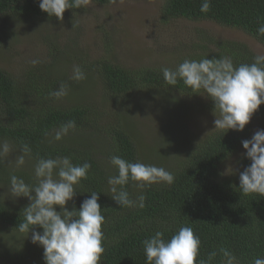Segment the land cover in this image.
Masks as SVG:
<instances>
[{
	"label": "trees",
	"instance_id": "obj_1",
	"mask_svg": "<svg viewBox=\"0 0 264 264\" xmlns=\"http://www.w3.org/2000/svg\"><path fill=\"white\" fill-rule=\"evenodd\" d=\"M91 1L107 6L115 0ZM161 1L160 17L164 23L179 19L212 22L239 30L264 46V36L257 31L264 25V0H211L207 13L200 11L203 0ZM11 15L41 22L56 19L41 11L38 0H0V50L15 41ZM192 49L181 56L172 54L174 64L141 68L125 66L108 52L80 67L86 74L83 81L55 76L51 65L44 63L30 65L21 72L0 66V144L7 141L15 156L22 154L23 145L31 148L30 155L25 156L27 161L19 167L9 160V153L0 158V188L5 187L8 192V196H0V239L4 231L8 238L5 242L14 244L9 247L8 242L0 240V264H45L41 246L18 243L20 236L31 235L18 231L23 211L31 201L12 194L10 177L16 175L34 186L38 183L34 172L38 160L57 157H69L74 165L84 162L91 165L88 179L76 187L77 194L66 207L69 211L79 210L91 193H100L98 202L106 221L102 226L105 247L102 264H147L143 241L156 231L164 232L167 240L181 226H190L199 236L198 260L217 252L211 264H221L220 248L230 250L237 264H253L255 258H264V196L242 194L239 176L223 175L221 171L222 164L242 147L241 141L249 139L250 123L243 132L219 130L207 135L178 163L165 155V161L172 166L163 162L154 165L143 159L141 145L132 132L126 102L143 93L155 101L161 100L158 97L162 94H177L185 103L186 99L205 97L202 108L219 114L210 98L192 92L182 81L175 86L167 84L162 68L175 69L185 59L198 61L205 57H230L238 66L252 63L257 55L241 41L219 39L207 31L198 34ZM57 52L54 47L53 54ZM61 83L68 85V95L59 100L50 97L49 93L58 90ZM253 118L264 128V105ZM70 120L76 122L75 130L56 141V131ZM112 155L163 167L174 175V182L140 189L130 181L125 186L130 198L138 204V197L143 195L144 206L120 207L111 198L114 194L107 183L109 176L118 174L110 164ZM250 164L245 155L242 167ZM34 230L43 231L38 226Z\"/></svg>",
	"mask_w": 264,
	"mask_h": 264
},
{
	"label": "clouds",
	"instance_id": "obj_2",
	"mask_svg": "<svg viewBox=\"0 0 264 264\" xmlns=\"http://www.w3.org/2000/svg\"><path fill=\"white\" fill-rule=\"evenodd\" d=\"M88 3L89 0H38L42 12L61 21L66 10L80 9ZM210 7L211 0H203L200 11L207 13ZM257 31L264 36V25ZM38 63V60L32 61L33 65ZM161 71L167 84L175 86L182 81L192 92L202 93L201 96L213 101L219 112V117L215 116L213 121L216 130L243 132L264 105V54L255 55L250 64L238 66L230 57L185 59L175 69L164 67ZM71 78L83 81L86 74L79 66H74ZM68 91V85L61 83L59 89L51 91L49 96L59 100L66 97ZM75 128L74 120L62 124L54 139L60 141ZM241 144L251 164L239 175V189L244 195L264 196V129L257 130L251 139L242 140ZM9 152L10 146L4 141L0 144V158ZM21 152L15 161L18 167L24 165L31 148L25 144ZM110 164L118 174L109 176L107 183L114 194L111 198L120 207L144 206L143 195L138 197V204L137 200L130 198L125 188L130 181L144 189L161 182L171 185L175 179L163 167L130 162L118 155L110 157ZM90 169V163L74 165L69 157L40 158L34 169L36 185H28L16 175L10 177L12 194L31 201L23 211L24 219L19 223L18 231L31 232V242L43 248L45 264H102L105 252L102 226L106 221L98 202L100 193H91L79 210L69 211L66 207L76 196V187L88 179ZM37 226L43 229L42 233L34 230ZM200 245L199 236L190 226H181L167 240L164 232L156 231L143 241L147 264H211L217 252L198 260ZM219 252L223 257L221 264H237L236 256L230 250L220 248ZM253 264H264V258H255Z\"/></svg>",
	"mask_w": 264,
	"mask_h": 264
},
{
	"label": "rangeland",
	"instance_id": "obj_3",
	"mask_svg": "<svg viewBox=\"0 0 264 264\" xmlns=\"http://www.w3.org/2000/svg\"><path fill=\"white\" fill-rule=\"evenodd\" d=\"M161 4V0H115L100 6L89 0L78 10H66L62 21L56 18L41 22L11 15L9 21L15 41L9 48L0 50V66L21 72L33 65V60H38L51 65L55 76L71 79L74 66L92 63L108 52L130 68L168 66L174 64L172 54L181 56L183 52L193 51V42L202 31L219 39L241 41L256 54H264L263 45L239 30L182 19L164 23L160 17ZM54 47L58 50L56 55ZM147 96L145 93L132 96L126 102V109L130 112L132 132L141 145L142 158L151 164L163 162L165 166H172L165 161V155L178 163L194 144L219 131L213 123L219 114L201 106L205 97L186 99L185 103L177 94H162L158 97L161 100L156 101ZM261 129H264L262 123L251 119L248 138ZM244 153L241 147L228 158L222 164V174L239 176L245 170L241 165ZM9 156L15 163L17 156L11 152ZM0 196H8L5 187L0 188ZM57 210L60 209L57 207ZM2 233L0 240L7 244L8 238ZM9 233L14 235L12 231ZM20 241L33 245L30 234L20 236ZM8 245L14 246L11 242Z\"/></svg>",
	"mask_w": 264,
	"mask_h": 264
}]
</instances>
